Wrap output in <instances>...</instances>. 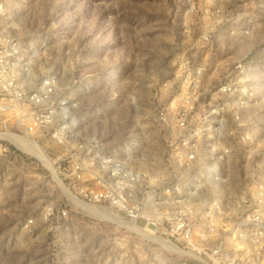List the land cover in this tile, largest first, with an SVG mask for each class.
<instances>
[{
    "label": "rangeland",
    "instance_id": "rangeland-1",
    "mask_svg": "<svg viewBox=\"0 0 264 264\" xmlns=\"http://www.w3.org/2000/svg\"><path fill=\"white\" fill-rule=\"evenodd\" d=\"M205 25L207 41L199 38ZM0 34L25 57L31 83L58 75L83 107L101 109L90 128L112 147L140 144L159 161L168 130L155 109L162 104L172 113L167 105L181 90L170 84L181 60L205 67L201 104L243 60L245 72L231 81L246 92L232 98L242 102L239 116L252 141L234 146L223 188L233 199L248 182L264 186V0H0ZM3 118L8 114L0 113V264H197L142 225L80 202L49 132L26 136L24 124ZM10 132L46 154L53 171L11 142ZM49 205L53 219L45 215ZM60 209L68 210L66 219H57Z\"/></svg>",
    "mask_w": 264,
    "mask_h": 264
},
{
    "label": "built area",
    "instance_id": "built-area-1",
    "mask_svg": "<svg viewBox=\"0 0 264 264\" xmlns=\"http://www.w3.org/2000/svg\"><path fill=\"white\" fill-rule=\"evenodd\" d=\"M209 36L208 25L202 26L199 38ZM21 56L12 39L0 34V113L9 116L3 123L24 124L27 136L49 132L63 149L68 186L80 202L142 225L197 264H264V186L248 182L233 199L223 188L224 165L234 146L252 141L239 116L242 102L232 98L238 90L246 92L231 81L245 72L243 60L204 104L198 94L204 65L191 57L181 60L170 84L181 90L167 105L172 113L162 104L155 109V121L168 130L159 161L156 151L148 155L140 144L112 147L104 133L90 128L101 109L83 107L77 91H68L56 74L31 83ZM7 137L15 142L21 135ZM53 208L47 207V218L53 219ZM57 214L66 219L68 210Z\"/></svg>",
    "mask_w": 264,
    "mask_h": 264
},
{
    "label": "bare ground",
    "instance_id": "bare-ground-1",
    "mask_svg": "<svg viewBox=\"0 0 264 264\" xmlns=\"http://www.w3.org/2000/svg\"><path fill=\"white\" fill-rule=\"evenodd\" d=\"M2 135V134H1ZM27 136V135H26ZM25 136V137H26ZM6 137V136H5ZM8 138V137H7ZM9 139V138H8ZM11 140V139H10ZM29 140H26L25 138H22V137H17V141H13L11 140V142H13L16 146H18L20 149L24 150V151H28L30 152L33 156H35L36 158H38L42 163L43 165L48 168V169H51V171H53L52 169V162L36 147L34 146L33 144H30L28 142ZM89 209V208H88ZM97 210L99 211V209L97 208ZM91 211V210H89ZM94 213V212H93ZM98 214V213H97ZM105 215H110V214H105ZM111 217V216H110ZM113 217V216H112ZM111 217V218H112ZM115 218V217H114ZM117 219V218H116ZM113 220V219H112ZM121 225H124L126 223H123V222H119ZM129 228H132V226H130L129 224H127ZM126 226V225H125ZM136 227V226H135ZM133 230H136V228H134Z\"/></svg>",
    "mask_w": 264,
    "mask_h": 264
}]
</instances>
